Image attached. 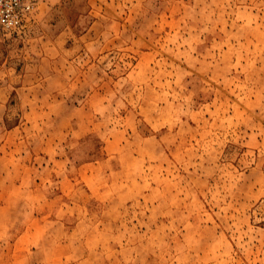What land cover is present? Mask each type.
Returning a JSON list of instances; mask_svg holds the SVG:
<instances>
[{"label": "rangeland", "instance_id": "1", "mask_svg": "<svg viewBox=\"0 0 264 264\" xmlns=\"http://www.w3.org/2000/svg\"><path fill=\"white\" fill-rule=\"evenodd\" d=\"M0 264H264V0L0 28Z\"/></svg>", "mask_w": 264, "mask_h": 264}, {"label": "built area", "instance_id": "2", "mask_svg": "<svg viewBox=\"0 0 264 264\" xmlns=\"http://www.w3.org/2000/svg\"><path fill=\"white\" fill-rule=\"evenodd\" d=\"M38 0H0V28L13 32L22 28Z\"/></svg>", "mask_w": 264, "mask_h": 264}, {"label": "crops", "instance_id": "3", "mask_svg": "<svg viewBox=\"0 0 264 264\" xmlns=\"http://www.w3.org/2000/svg\"><path fill=\"white\" fill-rule=\"evenodd\" d=\"M42 157L45 158V155H42ZM91 169H92V168H91ZM91 174H93V169H92V172H91V173H90L89 171L84 172L83 169L80 170V175H81L84 179H88V178L91 176ZM59 182L61 183V186H65V185H67V184H70L69 178H68V177H65V176L60 177V178H59ZM88 185H89V189H90L91 191H94V188L90 185V183H88Z\"/></svg>", "mask_w": 264, "mask_h": 264}]
</instances>
